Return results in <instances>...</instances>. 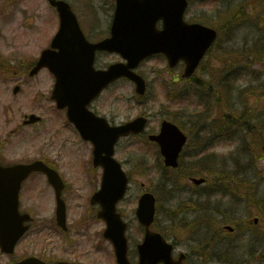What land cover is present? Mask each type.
<instances>
[{
    "label": "rangeland",
    "instance_id": "obj_1",
    "mask_svg": "<svg viewBox=\"0 0 264 264\" xmlns=\"http://www.w3.org/2000/svg\"><path fill=\"white\" fill-rule=\"evenodd\" d=\"M67 1L79 18L90 17L89 21L110 18L114 13L113 0H91L97 15H91L84 6L89 1L90 7V0ZM186 18L219 31L217 42L191 80L182 79L183 64L169 68L164 55L152 56L139 67L148 82L144 97L136 95L130 80L120 79L92 105L95 112L105 115L113 124L145 114L150 117L147 133L158 132L161 122L169 119L189 136L176 170L163 165L158 147L147 135L124 137L117 144L116 158L131 177L119 210L128 220L133 236H137L139 227L135 210L143 192L141 183L157 197L156 226L184 237L197 232V227L209 220L204 218L199 224L192 207L198 210L202 205L213 210L219 202L223 212L232 215L235 207L231 194H237L235 186H231L232 173L241 178L240 189L246 187L248 194L253 193L250 186L259 193L264 189L258 178L250 179L257 176L254 166L260 167L264 182V154L257 144L259 137L264 136V132L259 133L264 130V0H191ZM57 24L58 13L47 0H0V156L4 162L38 158L57 162L69 182L65 195L72 227L69 238L78 240L89 227L93 240L86 245L93 250L89 264H116L111 246L101 236L105 223L89 204L90 195L99 187V178L94 174L100 173L90 165L92 145L82 139L66 111L58 109L51 100L53 74L48 69L34 77L23 74L42 49L49 46ZM120 59L113 53L102 58L104 63ZM16 85L20 90L15 94ZM31 113L40 115L42 121L23 125L25 115ZM207 143L212 144L205 148ZM200 149L203 150L198 153ZM239 165L243 168H237ZM202 166L223 177L193 185L188 177L202 176L197 172L202 171ZM35 185L32 196L23 190L27 197L24 208L33 212L36 225L49 224L55 214V192L41 176L25 183L27 187ZM225 185L228 186L220 188ZM191 196L196 197L189 200ZM187 207L189 211H185ZM179 209L183 222L174 219ZM237 210L243 216L244 206ZM80 220L88 223L78 226ZM51 232L53 244L64 247L68 235L55 229ZM48 233L35 227L21 240L16 254H29L32 243L44 244ZM178 244L183 249L186 243ZM9 258L0 251V264H8Z\"/></svg>",
    "mask_w": 264,
    "mask_h": 264
},
{
    "label": "water",
    "instance_id": "obj_2",
    "mask_svg": "<svg viewBox=\"0 0 264 264\" xmlns=\"http://www.w3.org/2000/svg\"><path fill=\"white\" fill-rule=\"evenodd\" d=\"M49 2L59 12L61 28L51 46L43 51L30 75L37 74L45 66L50 68L57 79L52 98L59 108L67 107L70 120L76 124L83 138L93 142L94 165H102L104 169L102 187L93 196V201L97 200L102 204L98 216L107 222L104 236L114 245L117 263L132 264L127 255L128 224L117 211L118 202L127 192L129 177L114 154L115 145L122 136L144 132L148 118L138 116L126 123L112 126L105 117L97 116L88 106L108 84L123 76L135 82L136 92L144 95L146 80L135 68L143 59L155 53L166 54L170 66L184 60V76L191 77L215 41L217 32L200 23L189 24L184 21L188 0H139L137 8H132L130 0H118L115 18L126 20L124 35L119 34V22H116L110 38L92 44L82 33L77 16L68 2ZM159 18L165 20L163 31L154 29ZM132 19H137V24ZM96 48L119 52L127 62H117L106 70H96L93 65ZM18 89L17 87L15 92ZM39 120L40 117L33 114L25 123ZM149 139L159 144L166 166H179L178 159L187 142V135L176 124L164 120L160 133L149 135ZM35 170L47 172L57 189L58 219L62 222L66 220L65 203L61 198L63 183L55 170L40 160L31 164L0 166V246L3 252H13L18 239L27 229L24 222L30 220V217L19 213L18 197L21 182ZM193 181L201 184L205 179L193 178ZM155 202L156 198L151 192H145L139 198L136 215L146 228L145 239L139 245L140 264L172 261L170 246L167 249L169 255L166 256L165 239L152 229L156 213ZM183 259L181 257L176 263L183 264ZM18 264L43 263L36 258H28Z\"/></svg>",
    "mask_w": 264,
    "mask_h": 264
},
{
    "label": "flooded vegetation",
    "instance_id": "obj_3",
    "mask_svg": "<svg viewBox=\"0 0 264 264\" xmlns=\"http://www.w3.org/2000/svg\"><path fill=\"white\" fill-rule=\"evenodd\" d=\"M112 23V18L91 19L87 24L80 22L85 36L91 42H98L109 37L111 34ZM156 26L157 29L161 30L164 26L163 20H159ZM108 54V52L102 50L96 52L95 66L97 69H104L109 66L110 63H104L102 60V58ZM48 165L59 172L65 183L64 194L66 195V191L69 188V182L63 174V168L60 167L57 162L50 163ZM90 165L93 166V162H91ZM92 169L100 171L98 175L94 174L95 178H99V175L101 176V168L93 167ZM33 175L41 176L45 181H48V178L44 173L34 172ZM261 181H263V179ZM36 186L37 185L33 187L24 186L26 193L32 196L31 193ZM27 189H29L30 192H28ZM196 196L198 198L207 197L206 195ZM196 196H191L189 200L195 198ZM26 198L27 197L23 192L22 213L27 212V210H23V203ZM207 200L210 199L208 198ZM231 200L233 206L235 207L231 216L223 212L219 202H216L213 210L209 206L207 208L201 205L198 210L192 207V210L197 213L195 219L199 224L204 218H209V220L206 225H201L199 227H197L198 225H195L198 231L190 232L186 235V237L179 235L177 232L164 233L160 231L161 229L156 227L155 230L162 232L165 235L166 241L172 245V256L175 260H178L183 252L185 253V259L183 260L185 264H264V194H231ZM239 206H244L243 216L238 215L237 207ZM91 207L93 210L99 209L98 205H91ZM189 210L190 208L187 207L185 211ZM31 213L33 214V212ZM54 217H56L55 214L52 215L51 218L53 221L49 224L42 222L38 225H36L38 223L37 220L33 217L34 220L30 225L29 231H32L35 227H37V229L41 228L42 232L49 231V233L48 239L44 240V244L39 242L36 246H33L35 243H32L27 256H37L43 259L45 264H60L62 259L77 264H89L93 255L91 247H86L88 242L93 241L89 232V227L85 228V233H81L78 240L68 241L70 239V229L72 230V227L69 226V232L63 231L57 226V222L56 220L54 221ZM86 223H88L87 220L84 222L80 220L76 224L79 226L85 225ZM215 223H218V225ZM53 229L59 231V233H61V231L68 232L64 233L65 235H68V239L65 238L66 243L64 247L53 244V241H51L53 238L51 231ZM128 238L130 244L129 256L135 264H138L137 245L144 238V228H138L137 236L131 235L129 231ZM107 242L110 245V242ZM179 242L186 243L184 244L183 249H179ZM133 245L135 246V249H133ZM24 254L25 252L13 255L10 258L9 264H13L26 258L27 256Z\"/></svg>",
    "mask_w": 264,
    "mask_h": 264
},
{
    "label": "trees",
    "instance_id": "obj_4",
    "mask_svg": "<svg viewBox=\"0 0 264 264\" xmlns=\"http://www.w3.org/2000/svg\"><path fill=\"white\" fill-rule=\"evenodd\" d=\"M263 69H264V66H263ZM261 139H262V135L259 137V141H258V146L260 147L261 146ZM212 143H207L206 145H205V148L206 147H208L209 145H211ZM202 150L203 149H200L199 151H198V153H201L202 152ZM202 156V155H201ZM201 156H200V158H201ZM199 158V159H200ZM205 158H207V156H205ZM206 165H211V162H207V163H205ZM200 166H198V168H199ZM237 168H243V166L242 165H239V166H237ZM246 168V170H249V166H246L245 167ZM254 168L255 169H257L255 166H254ZM198 172V175H202V176H204V177H206L208 180H210V179H212V180H218V179H220V178H222L223 176L222 175H220V178L218 177V176H215L214 175V173L213 172H210L209 171V167L208 168H204L203 166H202V171L200 170V171H197ZM233 175V173L231 174V176Z\"/></svg>",
    "mask_w": 264,
    "mask_h": 264
}]
</instances>
